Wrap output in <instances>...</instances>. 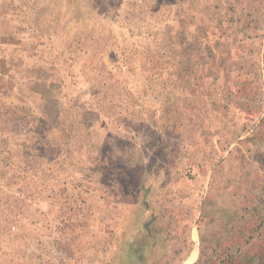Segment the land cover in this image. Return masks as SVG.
<instances>
[{
    "label": "rangeland",
    "instance_id": "1",
    "mask_svg": "<svg viewBox=\"0 0 264 264\" xmlns=\"http://www.w3.org/2000/svg\"><path fill=\"white\" fill-rule=\"evenodd\" d=\"M175 4L173 0H0V220L6 219L13 225L8 244L10 247L13 244L15 250H8L7 262L0 257V264H170L162 252L166 243L160 227L155 230L150 224L134 225L133 250L126 254L123 227L98 226L95 232H89L95 228L93 221L77 220V211L62 210L56 205L57 200L47 202L44 191H40L44 184L27 177L23 165L14 163L11 149L16 146L20 152L32 149L34 140L24 130L25 126L38 124L42 111L52 106L50 101L57 107L55 97L51 100L47 97L40 78L52 69L51 63L60 70L57 64L64 55L72 59L67 82L72 86L75 83L82 92H88L91 86L94 92L100 89L106 92L111 84L102 80L112 73L116 80L113 85L122 82L127 87L124 85L123 92H106L111 104L146 106L150 116L156 105L180 109L183 98L188 96L187 85L182 83L185 75L182 69L186 67V58H190L186 56L191 55V48L180 46L179 37L175 40V29L181 25L180 17L175 16L178 10ZM187 11L194 13L184 17L189 21L184 24L189 37L194 32H205L207 23L202 9L193 6ZM256 12L247 21L256 25L249 27H256L261 46L264 12L260 9ZM239 48L229 47L232 58H227L220 75L205 77L201 88L215 105L213 113L222 115L231 126L234 124L227 131V143L232 150L241 152L238 157L228 158V168L233 172L229 182L242 183L248 177L249 190L239 191L244 197L254 196L253 200L261 205L259 211L263 212L264 143H252L249 137L264 138V47L255 44L250 52L252 57H247L249 52L244 49L238 51ZM239 55L248 60L234 63L233 58ZM218 88L219 92L222 88L220 96ZM141 116L131 122L133 131L155 142L152 129ZM104 123L108 129L104 133L122 139V132L113 128L117 120ZM240 135L247 136L246 142L229 144ZM6 159L10 164H6ZM35 166L37 171L43 170L39 161ZM250 221L251 217L242 221L231 234L228 233L232 223L222 231L218 223L211 228L219 231L215 236H226L224 243L229 244L230 250L241 253L246 248L244 242L249 243L256 236L248 232ZM89 233L101 236L94 240ZM44 234L49 237L53 234L52 246L56 251L51 253V241L41 239L37 246L32 239H40ZM193 236L197 238L195 232ZM193 251L189 261L196 256V248ZM221 252L218 246V253ZM174 253L172 256L178 254Z\"/></svg>",
    "mask_w": 264,
    "mask_h": 264
},
{
    "label": "crops",
    "instance_id": "2",
    "mask_svg": "<svg viewBox=\"0 0 264 264\" xmlns=\"http://www.w3.org/2000/svg\"><path fill=\"white\" fill-rule=\"evenodd\" d=\"M173 1L178 8L175 16L180 17L181 23L175 29V40L179 37L182 46L189 44L196 49V54L200 52L199 56L208 64L205 67L208 77L223 71L227 58H232L229 47L237 49L240 46L238 51L249 52L247 57H252L250 52L255 44L264 47L258 42L260 38H256V27H249L256 25L247 21L256 15L257 9L264 12V0ZM258 4L263 8L257 7ZM193 6L202 9L207 25L205 32H194L189 37L184 25L189 21L184 17L193 16V12L187 11ZM240 55L233 58L234 63L248 60ZM71 61L64 55L57 64L60 70L51 63L52 69L41 78L47 97L49 100L55 97L57 107L50 101L52 106L42 111L40 122L25 126L24 130L30 132L34 140L32 149L22 152L17 146L11 149L15 159L12 162L22 164L31 180L37 178L44 184L40 191H44L47 202L57 200L56 205L62 210H76L77 220L93 221L95 228L89 232H95L98 226L123 227L126 254L133 250L134 225L150 224L155 230L160 227L166 243L162 252L168 257L165 260L170 259V264H211L214 243L226 241V236H215L219 231H212V224L218 223L222 231L232 223L228 233L231 234L242 221L251 217L248 232L256 236L249 243L244 242L250 250L241 255V263L264 264V211H259L260 204L245 209L244 199L238 195L234 197L227 179L228 158L238 153L227 143V131L234 124L231 126L222 115L213 113L215 105L209 101L201 83L187 91L188 96L183 98L180 109L156 105L150 116L146 106L137 108L124 102L120 105L110 103L106 92L125 91L122 82L113 85L115 74L110 73L102 80L111 84L106 92L101 89L94 92L92 86L88 92H82L75 83L69 84L66 78ZM25 77L27 81V75ZM220 92L222 94V88ZM220 92L218 88L219 96ZM140 116L152 129L155 142L133 131L131 122ZM107 120H117L113 128L122 132L121 140L104 133L108 131L104 123ZM246 138L236 136L229 144H242ZM249 138L252 143H264L260 136ZM37 161L43 164L41 172L36 170ZM6 162L10 164L8 159ZM246 189L249 190L247 184ZM10 224L6 219L0 220L3 229L0 231V257L6 262L9 251L15 252L13 244L12 247L8 244L9 230L13 227ZM89 235L94 240L101 236ZM32 239L37 246V242L51 241V253L56 251L52 246L53 234ZM195 248L196 256L189 261ZM173 251L178 254L172 256Z\"/></svg>",
    "mask_w": 264,
    "mask_h": 264
},
{
    "label": "trees",
    "instance_id": "3",
    "mask_svg": "<svg viewBox=\"0 0 264 264\" xmlns=\"http://www.w3.org/2000/svg\"><path fill=\"white\" fill-rule=\"evenodd\" d=\"M180 46H182V43H180ZM183 48L187 49V48H191V55L190 56H186V57H190L189 59L186 58L185 60V65L186 67H184L182 70H184V79L182 80V83L187 85L188 90L189 89H193L196 86H198L205 77H208L209 74L207 73V70L205 67H207V63L204 62L205 58L202 56H199L200 52H198L197 54L195 53L196 49L192 47V45L186 44L185 46H182ZM194 55V56H192ZM192 71V74H190V72ZM34 79V78H32ZM31 79V80H32ZM41 79V78H40ZM237 150V149H236ZM235 151V150H234ZM237 154H234L233 157H238L239 156V150H237ZM228 174H227V179H228V183L231 184L230 188L233 191V195L234 197H236L237 195L239 197H241L242 199H244L245 202L244 205L246 206L245 209H249L251 207H255L257 205V201L253 200V197H250L249 195H247L246 197H244V194L242 192L239 191V189H243V190H247L246 189V184L248 183V177L247 179H242V183H235V182H229L230 179V175L233 174L232 171L229 170L228 166ZM219 178V176L217 177ZM241 186V187H240ZM218 246L221 248L222 252L221 254L218 253ZM249 245H246V248L243 252L238 253L236 251L230 250L229 249V244L224 243L223 242H218L217 241L214 243V246L212 247L213 250V256L212 258V263L211 264H240L242 262V258L241 255H243L246 250L247 252L250 250ZM214 250H216V252H214ZM242 264V263H241Z\"/></svg>",
    "mask_w": 264,
    "mask_h": 264
}]
</instances>
